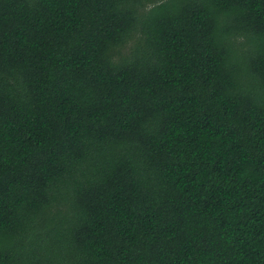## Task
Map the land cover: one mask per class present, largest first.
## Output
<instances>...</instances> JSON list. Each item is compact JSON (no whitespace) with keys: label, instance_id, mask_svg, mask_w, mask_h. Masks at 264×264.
I'll return each instance as SVG.
<instances>
[{"label":"trees","instance_id":"1","mask_svg":"<svg viewBox=\"0 0 264 264\" xmlns=\"http://www.w3.org/2000/svg\"><path fill=\"white\" fill-rule=\"evenodd\" d=\"M0 264H264V0H0Z\"/></svg>","mask_w":264,"mask_h":264}]
</instances>
